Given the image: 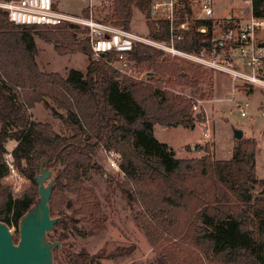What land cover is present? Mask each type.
Instances as JSON below:
<instances>
[{
	"label": "trees",
	"instance_id": "16d2710c",
	"mask_svg": "<svg viewBox=\"0 0 264 264\" xmlns=\"http://www.w3.org/2000/svg\"><path fill=\"white\" fill-rule=\"evenodd\" d=\"M109 6L97 21L130 30L136 6L153 17L151 0H112ZM253 14L264 17V0H253ZM85 15L90 16L88 9ZM37 27L11 22L0 7V220L15 225L19 235L21 218L39 199L37 176L48 170L55 174L51 215L59 218L48 233L60 243L54 248V264H61L62 252L71 264L99 263L97 255L85 249H67L66 237L55 238L53 232L77 229L76 215L98 225L107 222L98 195L87 186L91 171L104 172L95 161L96 151L103 148L120 154V168L127 176L123 186L139 205L137 224L156 252L152 264H264V197L254 198L251 184L257 179V140H237L230 159H215L209 146L201 148L206 153L200 157H177L174 148L156 137L154 127L193 128L191 99L155 83L122 77L107 63V55L92 59L88 29L79 38L80 26L72 23L42 34L56 42L61 54L85 50L91 57L87 71H43L36 58ZM149 28L150 38L167 39L165 21L153 19ZM207 28L188 33L178 47L192 51L209 44L213 23ZM130 58L155 73L154 81L200 91L205 83L213 93L212 73L189 60L165 55L143 42L136 44ZM38 103L51 108L71 134L61 135L51 123L32 120L27 109ZM10 140L17 141L12 153L31 183L18 197L3 182L9 173L4 155ZM70 195L79 208L67 215Z\"/></svg>",
	"mask_w": 264,
	"mask_h": 264
},
{
	"label": "rangeland",
	"instance_id": "374dc122",
	"mask_svg": "<svg viewBox=\"0 0 264 264\" xmlns=\"http://www.w3.org/2000/svg\"><path fill=\"white\" fill-rule=\"evenodd\" d=\"M4 1L6 0L0 2ZM54 5L57 10L74 17L80 19L93 17L95 20L97 17L103 18L108 8L111 7L102 0H54ZM215 6L217 20L244 8L241 0H215ZM87 9L90 13L89 17L85 15ZM153 19H161V14H154L150 18L146 9L134 7L130 31L140 37L152 39L150 38L149 23ZM72 24L80 26L77 30L78 36L79 38L84 37L82 31L87 29L86 26L77 22ZM46 27L49 26H39L33 31L38 48L36 58L40 69L47 72H60L63 75H67L72 68L86 72L91 59L88 53L85 50L66 54L59 53L55 48L56 42L48 40L42 34L46 29H53ZM262 38H264V34ZM208 71L213 75L214 90L212 94H209L208 86L205 83L200 91L193 88L172 87L165 81L155 79V84L161 83L162 88L166 87L164 89L182 92L181 94L188 99H190L188 95L198 94L197 97H201L202 100L200 109L191 110L195 116L193 128L183 126L165 128V126L156 124L155 135L160 141L166 142L174 148L177 157H200L206 153L201 148L209 146V150L215 159H230L234 156V147L237 141L233 136L234 128H241L244 131V137L257 140V179L251 182L252 194L254 198L264 197V86H256L250 89L243 87L238 90L236 98L247 100L251 104L249 115L242 117L231 100L233 93L230 78L222 73ZM49 103L56 107L59 112L65 113V110L54 101L49 100ZM27 113L32 120L51 123L54 130L61 135L71 134L70 127L44 103H38L36 107L28 108ZM198 115H203V119L199 120ZM208 120L211 128L209 136L205 135L206 128L204 127V123ZM16 145L17 141L15 140H10L7 143L4 158L13 151ZM106 151L103 148L96 151L95 161L103 168L104 172L91 171V178L87 180V186L98 195L99 201L108 216L107 222L104 225H98L92 221L82 220L80 215H76L74 220H76L77 229H61L58 232H53V234L55 238L60 237V235L66 237L63 244L67 249L77 252L85 249L91 255H97L99 260L97 264H152L156 260V252L136 221V214L140 207L123 186L127 176L121 171V168L115 169L110 166L109 153ZM19 173L24 177L19 192L15 191L12 182L6 177L3 181L10 186L14 197L23 194L31 184L30 180L20 171ZM54 175L53 173L45 180L46 185L54 180ZM70 200L71 206L65 209L67 215H72L79 208L75 196L70 195ZM16 229L15 225L11 226V230L18 240L19 235L16 234ZM49 240L56 242L53 238H49ZM60 262L61 264H71L63 252L60 254Z\"/></svg>",
	"mask_w": 264,
	"mask_h": 264
},
{
	"label": "built area",
	"instance_id": "2783aa9c",
	"mask_svg": "<svg viewBox=\"0 0 264 264\" xmlns=\"http://www.w3.org/2000/svg\"><path fill=\"white\" fill-rule=\"evenodd\" d=\"M102 1L106 5L111 4L110 0ZM241 1L244 4L241 13L248 20L238 24L235 22L238 16L234 13L217 20L215 0H153L151 8L160 13L161 20L166 23V40L143 38L123 27L97 21L93 17H74L57 10L54 0H7L0 2V7L7 11L9 20L18 25L53 27L74 22L85 25L92 48V59L99 60L107 55L106 61L115 71L122 77L138 82L155 83L152 76L130 58L138 42L161 49L165 55L187 59L204 69L225 74L231 82V100L240 115L247 117L251 104L247 100L237 99L236 93L243 87L250 89L264 86V38L260 36L264 32V17L254 16L253 0ZM198 21L205 23L198 25ZM210 22L214 28L209 44L192 51L178 47L179 42L193 30L206 32ZM158 85L162 88L161 83ZM188 96L192 99V109H200L201 97L198 98V94ZM204 127L205 135L209 136V120L204 123ZM106 152L109 153L110 166L120 169V154L113 150ZM5 161L9 168L6 179L19 192L24 177L18 171L12 152L6 155Z\"/></svg>",
	"mask_w": 264,
	"mask_h": 264
},
{
	"label": "water",
	"instance_id": "95a60500",
	"mask_svg": "<svg viewBox=\"0 0 264 264\" xmlns=\"http://www.w3.org/2000/svg\"><path fill=\"white\" fill-rule=\"evenodd\" d=\"M148 75L155 76V73L148 72ZM233 136L241 140L244 131L234 128ZM49 176L48 170L37 176L39 199L21 218L18 241L14 239L11 227L0 220V264H54V248L60 243L50 241L48 233L59 218L51 215L49 203L54 180L46 185Z\"/></svg>",
	"mask_w": 264,
	"mask_h": 264
},
{
	"label": "crops",
	"instance_id": "0c3cea01",
	"mask_svg": "<svg viewBox=\"0 0 264 264\" xmlns=\"http://www.w3.org/2000/svg\"><path fill=\"white\" fill-rule=\"evenodd\" d=\"M151 4H152V2H151ZM155 12H156L157 15H160V13H158L157 11H155ZM234 14H236L238 16V18L235 19V22L238 23V24L239 23H244V22H246L248 20L245 15L241 14V8H240L239 12H234ZM157 20H161V19H157ZM263 34H264V32L261 33L260 36L263 37ZM216 89H217V83H216ZM155 127H156V125H155ZM155 127H154V131L156 129ZM178 127H180V126H178ZM165 128H167V127H165Z\"/></svg>",
	"mask_w": 264,
	"mask_h": 264
}]
</instances>
